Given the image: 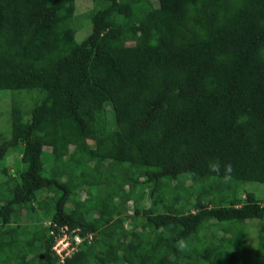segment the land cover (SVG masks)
Instances as JSON below:
<instances>
[{"label": "trees", "instance_id": "1", "mask_svg": "<svg viewBox=\"0 0 264 264\" xmlns=\"http://www.w3.org/2000/svg\"><path fill=\"white\" fill-rule=\"evenodd\" d=\"M76 2L0 0V264H264V0Z\"/></svg>", "mask_w": 264, "mask_h": 264}, {"label": "rangeland", "instance_id": "2", "mask_svg": "<svg viewBox=\"0 0 264 264\" xmlns=\"http://www.w3.org/2000/svg\"><path fill=\"white\" fill-rule=\"evenodd\" d=\"M76 5H77V11H76V24L79 25L80 27L78 28V32L76 34V40L80 41L84 34H83V30L82 29H88V27H90V23H89V19H88V15H89V4H90V0H76ZM7 97L2 96L0 98V130H4L6 127V114L5 111L7 109ZM4 112V113H3ZM12 155H10L9 159L11 161ZM7 160V158H6ZM262 186V185H261ZM258 187L259 188V195L263 194V187ZM127 209L131 212V205L130 203L127 204ZM127 210V211H128ZM31 221V220H30ZM29 221V222H30ZM248 223H253V227L256 228V231L253 229V227L250 228V230H248V245L250 246L249 248V253L245 254L247 257V263L246 264H255L254 261V257H255V253L257 251L258 247H261L262 244V240L259 239V234H258V228H259V221L257 219H250ZM257 225V226H256ZM247 253V252H245Z\"/></svg>", "mask_w": 264, "mask_h": 264}, {"label": "clouds", "instance_id": "3", "mask_svg": "<svg viewBox=\"0 0 264 264\" xmlns=\"http://www.w3.org/2000/svg\"><path fill=\"white\" fill-rule=\"evenodd\" d=\"M208 167L212 173H215L216 176H218V177L222 176V179L224 180L225 183H228L230 181L231 176H232V172H233V168H232V165L230 163L224 164L222 171H221V164H220L219 160L218 159H212L209 161ZM62 236H63L62 242L66 241L67 244L64 246H62V242L57 243V244L64 247L63 251L68 250L69 251L68 255H64V256H69L77 248V244L81 241V238L77 234H73L72 236L67 234L63 228L62 232L60 234H58L57 236H55V241L51 247V249L53 251H54L53 245ZM178 247L183 251V250L187 249V244L185 242H180L178 244Z\"/></svg>", "mask_w": 264, "mask_h": 264}, {"label": "built area", "instance_id": "4", "mask_svg": "<svg viewBox=\"0 0 264 264\" xmlns=\"http://www.w3.org/2000/svg\"><path fill=\"white\" fill-rule=\"evenodd\" d=\"M62 240H63V236L60 237V239L57 240V242L53 245V249H54L56 255H58L60 257V259H62L64 255H68V253H69L68 250L63 251L64 247H62V246L66 245L67 242L66 241L62 242ZM61 242H62V246L57 244V243H61Z\"/></svg>", "mask_w": 264, "mask_h": 264}]
</instances>
